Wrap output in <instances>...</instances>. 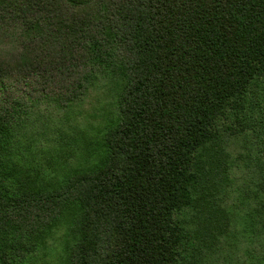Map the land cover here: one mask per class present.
<instances>
[{
  "label": "trees",
  "instance_id": "trees-1",
  "mask_svg": "<svg viewBox=\"0 0 264 264\" xmlns=\"http://www.w3.org/2000/svg\"><path fill=\"white\" fill-rule=\"evenodd\" d=\"M95 89L64 178L12 159L30 111ZM259 131L264 0H0V264L61 225L63 264H202L234 219L231 141Z\"/></svg>",
  "mask_w": 264,
  "mask_h": 264
},
{
  "label": "rangeland",
  "instance_id": "rangeland-1",
  "mask_svg": "<svg viewBox=\"0 0 264 264\" xmlns=\"http://www.w3.org/2000/svg\"><path fill=\"white\" fill-rule=\"evenodd\" d=\"M106 98L104 90L95 89L72 109L54 104L35 107L26 115L27 121H23L20 130H16L12 159L20 160V165L31 167L35 173L42 172L43 176L64 178L83 158L77 157L78 152L65 156L68 148L62 146L60 132H87L92 124L99 125ZM231 143L234 169L227 200L234 219L229 234L200 259L202 264H264V132H251L248 138L240 136ZM52 159L56 160L58 170L48 164ZM251 219H254L252 227ZM66 233V226L56 228L48 240V250L38 251L25 264H63L62 258L67 257Z\"/></svg>",
  "mask_w": 264,
  "mask_h": 264
}]
</instances>
